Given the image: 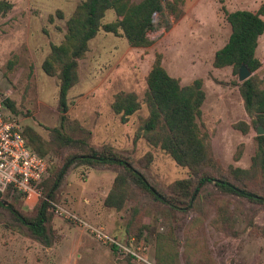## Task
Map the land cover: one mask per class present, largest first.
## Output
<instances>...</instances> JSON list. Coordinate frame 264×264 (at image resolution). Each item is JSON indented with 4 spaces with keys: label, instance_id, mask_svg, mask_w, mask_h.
<instances>
[{
    "label": "rangeland",
    "instance_id": "rangeland-1",
    "mask_svg": "<svg viewBox=\"0 0 264 264\" xmlns=\"http://www.w3.org/2000/svg\"><path fill=\"white\" fill-rule=\"evenodd\" d=\"M7 1L14 8L7 16L0 17V94L14 104L17 117L24 126L33 127L50 140L49 129L62 123L59 81L47 76L42 64L51 45H59L64 40L66 23L84 0ZM194 2L184 5L180 17L167 13L160 19L156 15L155 30L149 34L152 44L148 48H133L125 37L104 31L99 33L90 42L86 57L79 61L80 80L68 95V122L65 123L68 133L76 139L85 138L91 147L108 145L126 153L137 167L138 161L151 153L152 164L142 171L162 190L188 174L162 150L150 147L141 135H137L140 120L148 114L144 102L146 77L157 55L162 56L163 66L172 77L180 80L182 86L196 79L203 80L206 101L199 125L209 136L214 155L224 169L230 166L250 168L256 152L255 137L259 126L252 125L245 110L236 85L238 77L232 68L217 69L213 62L215 53L225 46L231 34L225 10L257 11L264 0H202L192 8ZM116 19L114 11H108L104 23ZM257 57L262 66L255 74L264 80V35L259 40ZM10 62L14 63L12 69ZM121 92L136 94L142 103V109L126 122L112 109L116 95ZM239 122L251 126L249 133L244 134L234 127ZM240 146L242 154L236 160ZM68 151L63 148L51 151L48 155L50 165L61 166ZM91 171L96 173L89 178ZM101 177H107V189L93 195L102 184ZM115 177L116 173L111 170L75 168L57 192L56 202L76 213L88 225L101 227L107 234L118 236L119 240L125 239L120 231L130 217L131 205L120 212L104 206ZM9 200L19 211H34L37 207L30 208L23 199ZM234 208L238 209L239 215L245 213L240 216L239 237L217 230L210 219L197 224L193 217H188L178 223L176 236L181 243L183 264H264V236L259 235L264 227V210L247 202H236ZM252 211H256L253 216L255 227L247 225ZM154 217H145L143 222L151 223L155 233H166L165 218ZM54 225L61 241L47 248L27 237L14 223L11 226L0 223V264H143L126 258L123 253H115L111 246L99 242L84 226L58 217ZM146 237L147 242L143 243L150 247L149 260L151 264H157L155 237L152 234H146ZM131 239L129 243H132ZM195 241H198L199 249L194 255L198 258L189 263L185 245Z\"/></svg>",
    "mask_w": 264,
    "mask_h": 264
},
{
    "label": "trees",
    "instance_id": "trees-1",
    "mask_svg": "<svg viewBox=\"0 0 264 264\" xmlns=\"http://www.w3.org/2000/svg\"><path fill=\"white\" fill-rule=\"evenodd\" d=\"M185 0H84L76 7L66 23L64 40L51 45L50 53L42 64L44 73L59 81V107L62 123L49 129L50 140H46L31 126L23 125V135L29 148L48 161L54 149H69L61 166H51L48 178L41 184L43 197L34 211H19L9 198L22 199L11 193H0V223L15 224L32 240L50 248L61 241L55 228L57 217L52 203L68 174L78 167L92 170H111L116 173L112 188L104 200V206L122 211L131 205L130 217L120 232L125 236L122 242L131 238L141 243L146 234L155 237V259L157 264H183L181 243L176 236L178 223L193 217L200 224L210 219L212 225L229 236L239 237L242 221L234 208L235 203L247 202L264 210V135L256 136V152L248 169L230 166L224 169L216 159L209 136L201 130L199 119L206 101L202 79H196L187 86L172 77L162 64V56L156 60L146 77L147 92L145 104L147 116L140 120L137 135H141L152 148H158L168 155L178 167L187 171L188 177L181 178L162 190L156 187L142 171L152 164L153 155L148 153L138 161L139 167L126 153L104 145L91 147L85 138L76 139L67 131L68 95L79 83V61L90 50V42L102 31L125 37L133 48H148L152 42L149 34L155 30V16L160 19L169 13L180 17ZM14 5L0 1V17L7 16ZM108 11H114L117 19L104 23ZM60 18H63L59 13ZM53 20V16H50ZM225 20L231 28L230 37L223 48L215 53L213 65L217 69L232 68L238 77L245 65L252 72L262 66L257 57L259 40L264 35V4L258 11L225 10ZM11 64L12 69L14 63ZM244 107L252 119V125L264 128V80L258 74L244 83L237 82ZM0 98H5L0 94ZM4 104L8 113L17 116L14 104L7 97ZM116 115L126 122L142 109V103L134 93H118L112 104ZM244 134L251 126L239 122L234 125ZM72 133L75 129H70ZM240 146L235 159L241 157ZM7 204V205H6ZM252 216L247 225L255 227ZM166 220V233H155L151 223L143 222L145 217ZM259 235L264 236V227ZM114 238H120L114 235ZM119 240V241H121ZM185 245L187 261L197 256L198 241ZM113 251L119 254L116 247ZM135 261L132 256H125ZM189 257V259H188Z\"/></svg>",
    "mask_w": 264,
    "mask_h": 264
},
{
    "label": "built area",
    "instance_id": "built-area-1",
    "mask_svg": "<svg viewBox=\"0 0 264 264\" xmlns=\"http://www.w3.org/2000/svg\"><path fill=\"white\" fill-rule=\"evenodd\" d=\"M0 98V193L10 192L21 196L30 208L38 206L43 197L41 184L48 178L49 161L32 151L23 135L22 120L8 113ZM55 215L77 226H84L91 234L105 245L116 247L125 256H132L135 261L151 264L150 247L145 243H124L107 234L101 227L85 223L76 213L58 203H52Z\"/></svg>",
    "mask_w": 264,
    "mask_h": 264
},
{
    "label": "water",
    "instance_id": "water-1",
    "mask_svg": "<svg viewBox=\"0 0 264 264\" xmlns=\"http://www.w3.org/2000/svg\"><path fill=\"white\" fill-rule=\"evenodd\" d=\"M253 75H255V72H252L247 66L243 65L239 70L238 80L240 83H244L249 78H251ZM257 135L258 136L264 135V128L262 126L258 127Z\"/></svg>",
    "mask_w": 264,
    "mask_h": 264
},
{
    "label": "crops",
    "instance_id": "crops-1",
    "mask_svg": "<svg viewBox=\"0 0 264 264\" xmlns=\"http://www.w3.org/2000/svg\"><path fill=\"white\" fill-rule=\"evenodd\" d=\"M189 1H192V0H185V2H184V5H186V4H188V2ZM193 1H195L194 2V4L192 5V8H194V6H196V4H198L200 1H202V0H193ZM184 5L182 6V9L184 8ZM184 10V9H183ZM259 10V9H258ZM257 10V11H258ZM233 12V11H232ZM253 12H256V11H253ZM6 98V97H5ZM96 172L95 171H91V172H89V174H88V177L90 178V176L92 175V174H95ZM105 174V173H104ZM101 176H104V175H101ZM88 178V179H89ZM105 177H101V180H102V184H101V186L98 188L97 187V189H95V191L93 192V195H96L97 194V192H103V191H105L106 189H107V187H106V184L108 183V181H107V177H106V179H104ZM92 200L93 199H91V201L90 202H92ZM93 203V202H92ZM87 216L91 219H94V216H92L91 214H89V213H87ZM96 219V218H95Z\"/></svg>",
    "mask_w": 264,
    "mask_h": 264
}]
</instances>
